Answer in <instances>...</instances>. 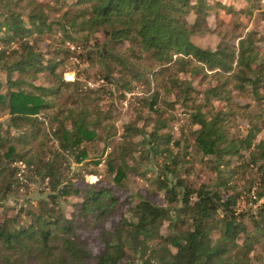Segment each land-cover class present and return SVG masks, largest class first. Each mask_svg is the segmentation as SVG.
<instances>
[{
	"label": "trees",
	"instance_id": "16d2710c",
	"mask_svg": "<svg viewBox=\"0 0 264 264\" xmlns=\"http://www.w3.org/2000/svg\"><path fill=\"white\" fill-rule=\"evenodd\" d=\"M1 1L0 113L10 123H0V209L18 192L16 165L46 190L36 205L11 217L0 213V264H264V138L257 139L264 131V35L244 33L238 21L264 0H57L54 9L36 0ZM211 16L220 28L238 19L236 45L225 38L216 50L194 43L210 32ZM74 56L99 66L104 81L121 90L155 85L139 98L148 118L141 112L143 126L126 124L123 142L116 117L101 106L106 89H91L80 73L64 80ZM233 83L248 103L241 108L250 129L240 137L228 133L236 117ZM175 110L193 127L197 149L185 146L193 153L171 147L186 136L169 133ZM193 154L213 175L197 188L188 183ZM71 159L85 167L104 160L111 183L126 191L130 175L145 176L141 164L162 161L152 186L166 206L135 195L122 200L113 188L80 191L67 174ZM247 180L250 187L241 188ZM257 182L261 192L251 200L258 206L239 212ZM71 196L81 201L67 213ZM91 230L103 245L98 255L80 236Z\"/></svg>",
	"mask_w": 264,
	"mask_h": 264
},
{
	"label": "rangeland",
	"instance_id": "374dc122",
	"mask_svg": "<svg viewBox=\"0 0 264 264\" xmlns=\"http://www.w3.org/2000/svg\"><path fill=\"white\" fill-rule=\"evenodd\" d=\"M220 1L227 5L237 4L238 6H244L241 0ZM36 2L43 5H49L51 9H54L55 5H57V0H36ZM3 7L4 2L0 0V13H2ZM253 9L254 11L252 13V16L250 17H242L239 20L236 18L225 19L223 28L217 26L216 19L213 16L209 17L208 23L210 26V32L194 37V43L203 49L216 50L223 41V38H225L226 43L236 45L238 43L239 35H241L242 33L240 32L241 30L236 31L233 29V26L238 24V21L241 22L240 27L242 28V30L243 27L246 26L244 33L255 32L263 36L264 1H262L261 3L255 2V7H253ZM191 20H193V16ZM218 33H222V36H218ZM100 37V44H104L106 40L102 36ZM94 48L96 47H94L93 44L92 49ZM70 50L75 51V47L70 46ZM80 52L82 51H79V55ZM69 62L70 64L67 67L68 69L66 70V73H64L65 81H75L77 79L76 74L80 73L81 80H84V82H86L91 89L104 87L108 92L101 106L105 111H112L113 115L117 119L116 127L118 129V141L123 142V129L124 126L130 121L137 120L139 126L144 125V119L148 118L149 110L145 108L139 98L144 96L147 97L148 95H146V93H148V89L150 88L151 92L154 91L155 85L153 83L150 88H146L141 84H138L132 92L128 90H121L119 85H109L104 81V75L99 72V66L92 67L87 62L84 63L83 61H81L77 56L71 58ZM92 76H96V80L91 79L90 77ZM87 78L90 80L86 81L88 80ZM238 78L241 79L243 77L241 74H238ZM233 85L234 83L229 88V94L236 117H234L235 122L228 125V133L231 136L240 137L247 135L250 129L249 122L245 119L244 114H242L241 108L247 107L246 105H248V103L243 100L245 95L242 94L240 90L233 88ZM210 87V81L205 82L201 86L200 94L197 100L198 102L201 101L202 96L206 91H208ZM248 110H250L254 114L259 112V109L256 107L249 108ZM260 110H264V100H262L260 103ZM141 112L144 119H141L138 116V113ZM169 120H173L174 122L169 128V133L171 134V136L179 138L182 133L186 135L185 139H179L178 147H176L175 144L173 145V142L171 143V147H173L176 152L180 151L181 153H193L191 149L186 150L185 148L186 145H189V147H191L192 149H197L192 135L193 127L189 123V120H187V114L183 111H170ZM0 123H5L6 125L10 123V116L7 113H0ZM260 138H264V131H262L258 135L257 139L259 140ZM109 152L110 151L108 150L103 159H105ZM192 159L193 167L192 172L188 177V183L191 187L197 188L203 183H209L211 178H213V175L204 165L201 164L199 158L196 157L195 154H193ZM91 161L92 158L86 160V162ZM161 163L162 161L157 162L156 159H151V162L149 164H141L142 173H144L145 176L130 175L125 183L128 186V191L121 190L111 183V179L107 176L106 173L104 160L98 166L89 163V166L85 167V165H77L74 159H71L70 171L67 174L70 178L73 179L75 187L77 189H80V191H84L88 186L91 185H95L98 188H113L122 200H126L130 197V195H135L137 197L150 198L152 202L157 206H166L164 194L157 190L156 187L152 186L153 179L159 176L158 170ZM15 167H17V169H20V175L22 176V178H20L18 175L20 180L18 192L15 195L10 196L5 202V207L0 209V213H2L3 215L6 214L10 217L16 215L17 212L22 208H27L30 205H36L38 200L43 197V193L46 190V184L40 185V183H37L36 181L33 182L29 180L28 177L33 175L31 173L32 171L24 170L17 165ZM241 175H243V173ZM251 175H253L252 177H255L256 171H253ZM239 184L242 186L241 188H249L251 185V181H239ZM258 184L259 183L257 182V186L255 189H253L251 198L249 200L242 197V200L237 206L239 212L249 211L250 209L256 208L258 206L252 204V200L258 193L257 190L259 189V192H261ZM80 201V196H71L67 198V203H65L63 207L65 211H67V213L72 212L74 211V207H72L71 205H75ZM263 202L264 200H262L260 204ZM117 221L118 220H114L113 222L108 224V228L112 229ZM80 236L89 244L90 251L93 253V255H98L101 253V251L103 250V245L100 241L98 231L91 230L88 232H80ZM261 249H264V245ZM262 253L264 254V250L262 251Z\"/></svg>",
	"mask_w": 264,
	"mask_h": 264
},
{
	"label": "built area",
	"instance_id": "2783aa9c",
	"mask_svg": "<svg viewBox=\"0 0 264 264\" xmlns=\"http://www.w3.org/2000/svg\"><path fill=\"white\" fill-rule=\"evenodd\" d=\"M19 177H20V178H22V176H21V175H19Z\"/></svg>",
	"mask_w": 264,
	"mask_h": 264
}]
</instances>
